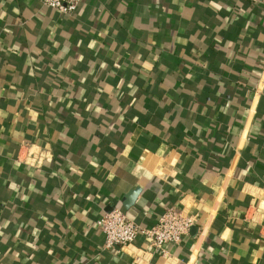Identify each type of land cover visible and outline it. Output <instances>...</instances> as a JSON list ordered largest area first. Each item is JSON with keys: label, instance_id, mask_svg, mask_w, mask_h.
<instances>
[{"label": "crops", "instance_id": "0c3cea01", "mask_svg": "<svg viewBox=\"0 0 264 264\" xmlns=\"http://www.w3.org/2000/svg\"><path fill=\"white\" fill-rule=\"evenodd\" d=\"M111 207L195 222L104 249ZM0 264H264V7L0 0Z\"/></svg>", "mask_w": 264, "mask_h": 264}, {"label": "built area", "instance_id": "2783aa9c", "mask_svg": "<svg viewBox=\"0 0 264 264\" xmlns=\"http://www.w3.org/2000/svg\"><path fill=\"white\" fill-rule=\"evenodd\" d=\"M42 5L62 14H71L75 11L80 0H39ZM264 7V0H253ZM195 216L174 207H165L158 215L154 224L142 227L129 219L124 212L111 207L103 212L96 220L95 225L103 233L104 249L114 245L123 247L130 244L138 235L149 240L154 249L163 244H177L182 235L186 234L194 225Z\"/></svg>", "mask_w": 264, "mask_h": 264}]
</instances>
